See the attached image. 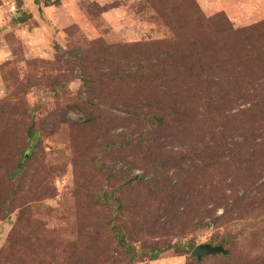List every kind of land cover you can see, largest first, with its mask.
Wrapping results in <instances>:
<instances>
[{"label":"rangeland","instance_id":"374dc122","mask_svg":"<svg viewBox=\"0 0 264 264\" xmlns=\"http://www.w3.org/2000/svg\"><path fill=\"white\" fill-rule=\"evenodd\" d=\"M37 1L0 0V264H126L113 219L132 264H264V0Z\"/></svg>","mask_w":264,"mask_h":264},{"label":"trees","instance_id":"16d2710c","mask_svg":"<svg viewBox=\"0 0 264 264\" xmlns=\"http://www.w3.org/2000/svg\"><path fill=\"white\" fill-rule=\"evenodd\" d=\"M50 2H51V0H46L45 1V4L46 5H50L51 4ZM18 20L21 21V20H24V18L21 17ZM256 65L259 66L258 64H256ZM104 77H105V80L106 79H111V80L115 79V76L114 75H110L109 73H107L106 75H104ZM103 80L104 79H101V78H98L97 79L95 76H88V75H83L82 76L83 85L84 86H88L89 89L91 90V92H94L97 89V85H100V82L103 81ZM257 80L258 81L256 83L255 88H258L259 89V91H260L259 94L260 95L258 94V96H260V97L256 100V106H257V108L256 109H253V110L250 109L251 110L250 111V116L253 119H255L257 116H260V115L264 114V106L260 103V98L261 97H264V95H261V93H262L261 87L264 86V75H258ZM142 119H144L146 122H150V121L153 122L154 123L153 125H156L157 128H159L161 125H165V116L164 115L155 114V115L150 116L148 114H144L143 117H142ZM34 134H35V131L31 132V136H33ZM261 143L262 142H260V143L257 144L259 148H261V146H262ZM135 179L138 181L139 184L143 180V178H139V177H135L134 179L131 178L127 182H125L124 185H126V186L136 185L137 182H135ZM166 186H167L166 183H161L159 185L156 184V186H154V192H155V194L165 195L166 194L165 191H168ZM177 186L178 185L175 184L172 187V189L177 188ZM114 196H117V194L115 195V191L110 192L109 194L108 193H105V194H103L102 201L104 203L108 204L113 209V211H115L117 213V215H116V218H117L119 216V213H121L122 210H123V203L121 202V200H119V198L114 197ZM209 209L210 208H207L205 210V212H206L205 217L209 218V221H208L207 224L208 225H211L212 223L216 224V221L217 220L226 217V215H227L226 214L227 213L226 211L228 209V206L225 205V212H224V214H222V215H220L218 217L213 216L212 215L213 214L212 213V209H210V210ZM207 214H208V216H206ZM110 229H111L113 235L116 237L118 243L122 247H124V249L126 250V253L128 255H130L129 261L126 264H132L136 260V258H137V256H138L139 253L137 252V250L134 247H131V245L128 243L127 234L124 232L123 228L121 227V225L119 224L118 221H115L113 219L112 222H111V225H110ZM224 240L227 241L228 239L225 238ZM146 252H148V254H149V256H150V258L152 260L157 259L159 257V254H160V251L155 250V249H149V251L147 250ZM213 255H215V254H213ZM205 258H207V256L203 257V259H201V260H199L196 257V262L198 264L199 263L201 264L205 260Z\"/></svg>","mask_w":264,"mask_h":264},{"label":"water","instance_id":"95a60500","mask_svg":"<svg viewBox=\"0 0 264 264\" xmlns=\"http://www.w3.org/2000/svg\"><path fill=\"white\" fill-rule=\"evenodd\" d=\"M192 256L197 257L199 260L203 259L205 256H210L213 254H223L228 255L229 249L225 247L223 243L213 244L212 242L200 243L196 245L192 252Z\"/></svg>","mask_w":264,"mask_h":264}]
</instances>
